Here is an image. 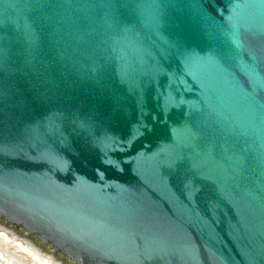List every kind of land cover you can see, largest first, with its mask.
Wrapping results in <instances>:
<instances>
[{
    "label": "water",
    "instance_id": "water-1",
    "mask_svg": "<svg viewBox=\"0 0 264 264\" xmlns=\"http://www.w3.org/2000/svg\"><path fill=\"white\" fill-rule=\"evenodd\" d=\"M0 242L264 264V0H0Z\"/></svg>",
    "mask_w": 264,
    "mask_h": 264
},
{
    "label": "bare ground",
    "instance_id": "bare-ground-1",
    "mask_svg": "<svg viewBox=\"0 0 264 264\" xmlns=\"http://www.w3.org/2000/svg\"><path fill=\"white\" fill-rule=\"evenodd\" d=\"M0 264H33L18 252L0 242Z\"/></svg>",
    "mask_w": 264,
    "mask_h": 264
},
{
    "label": "rangeland",
    "instance_id": "rangeland-1",
    "mask_svg": "<svg viewBox=\"0 0 264 264\" xmlns=\"http://www.w3.org/2000/svg\"><path fill=\"white\" fill-rule=\"evenodd\" d=\"M21 255V254H20ZM21 256H23V255H21ZM24 257V256H23ZM24 258H26V257H24ZM27 259V258H26Z\"/></svg>",
    "mask_w": 264,
    "mask_h": 264
}]
</instances>
